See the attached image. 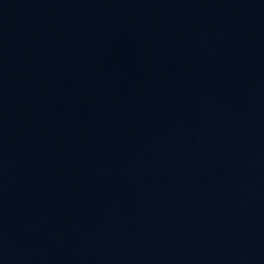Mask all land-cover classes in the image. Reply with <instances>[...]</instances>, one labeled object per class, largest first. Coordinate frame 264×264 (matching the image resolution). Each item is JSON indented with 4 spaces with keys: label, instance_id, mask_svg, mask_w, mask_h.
Instances as JSON below:
<instances>
[{
    "label": "water",
    "instance_id": "95a60500",
    "mask_svg": "<svg viewBox=\"0 0 264 264\" xmlns=\"http://www.w3.org/2000/svg\"><path fill=\"white\" fill-rule=\"evenodd\" d=\"M0 264H264V0H0Z\"/></svg>",
    "mask_w": 264,
    "mask_h": 264
}]
</instances>
